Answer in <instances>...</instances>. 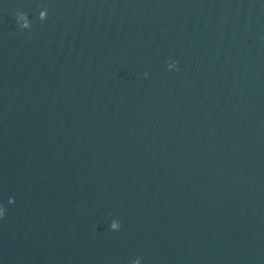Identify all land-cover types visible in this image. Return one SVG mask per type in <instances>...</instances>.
<instances>
[{"label": "water", "instance_id": "water-1", "mask_svg": "<svg viewBox=\"0 0 264 264\" xmlns=\"http://www.w3.org/2000/svg\"><path fill=\"white\" fill-rule=\"evenodd\" d=\"M0 264H264V0H0Z\"/></svg>", "mask_w": 264, "mask_h": 264}, {"label": "clouds", "instance_id": "clouds-1", "mask_svg": "<svg viewBox=\"0 0 264 264\" xmlns=\"http://www.w3.org/2000/svg\"><path fill=\"white\" fill-rule=\"evenodd\" d=\"M4 217V214L0 213V219H2Z\"/></svg>", "mask_w": 264, "mask_h": 264}]
</instances>
